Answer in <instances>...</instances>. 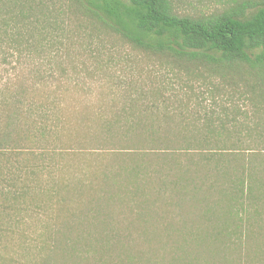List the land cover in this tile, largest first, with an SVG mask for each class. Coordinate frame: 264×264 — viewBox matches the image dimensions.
<instances>
[{"label":"trees","instance_id":"1","mask_svg":"<svg viewBox=\"0 0 264 264\" xmlns=\"http://www.w3.org/2000/svg\"><path fill=\"white\" fill-rule=\"evenodd\" d=\"M113 39L186 92L119 77L124 101L90 147L5 197L1 212L18 215L0 264H264V0L210 14L177 0H0V68L17 81L2 146L38 83L118 76L103 59ZM205 93L247 107L192 101Z\"/></svg>","mask_w":264,"mask_h":264},{"label":"rangeland","instance_id":"2","mask_svg":"<svg viewBox=\"0 0 264 264\" xmlns=\"http://www.w3.org/2000/svg\"><path fill=\"white\" fill-rule=\"evenodd\" d=\"M228 1L230 0H177V4L185 12L210 14L224 9ZM107 45L110 46V51L104 50L103 59L110 64L111 69L116 70L118 76L75 80L73 75H69L65 79L49 78L38 83L25 98L22 126L13 134V141L5 146H2L0 141V242L5 241L6 235L9 234L3 233L2 227L8 224L4 220L10 221L8 216L16 215L17 218L18 215L17 210H12V213L1 212L3 207L7 206L5 197L12 198L19 181L34 184L42 179L43 174V181H47L51 163H57L56 157L62 152H76L84 146L90 147L87 140L99 132L100 123L114 116L124 101L126 89L123 87L126 85L120 83L119 77H139L140 84L134 86L139 89L144 86L149 89L152 83L153 86H159V82L164 81L168 83V90L164 92L166 95H182L186 92L175 84L173 73L161 68L158 62L121 48L115 39ZM88 65L94 67L98 64L89 62ZM17 67L13 71L23 69L21 66ZM3 69L0 68V130L9 113L17 109L12 94L8 92L11 87L17 86V81L10 82L11 74L7 75ZM136 90L132 94L136 93ZM231 96L229 100L225 96L222 99L216 98L215 104H212L210 94L205 93L192 101H198L204 107L212 106L216 112L233 103L241 109H246L244 100ZM194 104L192 106H195ZM34 172L41 177L35 176ZM0 254H6L2 245Z\"/></svg>","mask_w":264,"mask_h":264}]
</instances>
